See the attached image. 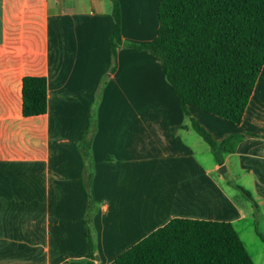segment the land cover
<instances>
[{"label": "crops", "instance_id": "1", "mask_svg": "<svg viewBox=\"0 0 264 264\" xmlns=\"http://www.w3.org/2000/svg\"><path fill=\"white\" fill-rule=\"evenodd\" d=\"M159 1L119 0L114 60L110 0H0V264L84 260L86 221L93 264H115L175 218L230 223L264 264V66L239 125L188 109L216 142L249 135L222 163L209 146L183 140L145 146V104L168 100L163 128L179 137L192 130L163 62L127 46L156 37ZM25 77L46 80L42 115L22 114ZM238 179L249 204L232 187Z\"/></svg>", "mask_w": 264, "mask_h": 264}, {"label": "trees", "instance_id": "2", "mask_svg": "<svg viewBox=\"0 0 264 264\" xmlns=\"http://www.w3.org/2000/svg\"><path fill=\"white\" fill-rule=\"evenodd\" d=\"M110 2L114 27L109 47L115 60L116 49L122 45L121 11L119 0ZM157 17L153 40L127 46L148 51L163 62L166 81L186 116L194 108L239 125L264 66V0H160ZM21 91L25 117L46 112L44 78H23ZM190 124L218 163L249 136L230 135L216 142L194 120ZM90 145L87 131L79 142L86 159ZM85 239L87 258L71 264H93L95 245L87 221ZM114 263L254 264L230 223L179 218L156 229Z\"/></svg>", "mask_w": 264, "mask_h": 264}, {"label": "rangeland", "instance_id": "3", "mask_svg": "<svg viewBox=\"0 0 264 264\" xmlns=\"http://www.w3.org/2000/svg\"><path fill=\"white\" fill-rule=\"evenodd\" d=\"M172 98L176 99L174 95L171 93ZM167 103H149L145 104V115H144V123H145V146H161L162 138H165V141L170 145L174 143H179L183 140L186 145L188 144H196V146H208L194 131L189 129V131L185 134H182V137L174 135L168 129L163 128L164 121L172 119L171 109L169 110V101L166 100ZM169 104V105H168ZM177 104V103H176ZM178 105V104H177ZM179 108V107H178ZM180 116H182L183 120L186 122L190 121V117L186 116L180 109H178ZM190 123V122H189ZM191 127V124H190ZM237 182L232 183V187L235 192H239L236 189L235 185H247L244 182H241L239 179L235 180ZM249 185V184H248ZM241 191V190H240ZM239 194L241 200L243 202H247L249 204L248 198L244 196L241 192Z\"/></svg>", "mask_w": 264, "mask_h": 264}]
</instances>
